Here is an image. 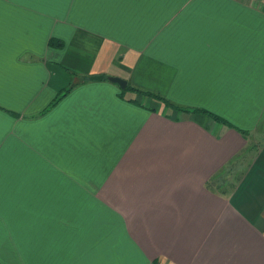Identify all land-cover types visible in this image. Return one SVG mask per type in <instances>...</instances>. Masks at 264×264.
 Wrapping results in <instances>:
<instances>
[{"label": "crops", "instance_id": "crops-1", "mask_svg": "<svg viewBox=\"0 0 264 264\" xmlns=\"http://www.w3.org/2000/svg\"><path fill=\"white\" fill-rule=\"evenodd\" d=\"M0 264H264V0H0Z\"/></svg>", "mask_w": 264, "mask_h": 264}, {"label": "water", "instance_id": "water-1", "mask_svg": "<svg viewBox=\"0 0 264 264\" xmlns=\"http://www.w3.org/2000/svg\"><path fill=\"white\" fill-rule=\"evenodd\" d=\"M89 80H101L102 76H90ZM110 82L117 84L122 90L126 88V82L120 78L111 77L109 78Z\"/></svg>", "mask_w": 264, "mask_h": 264}, {"label": "trees", "instance_id": "trees-1", "mask_svg": "<svg viewBox=\"0 0 264 264\" xmlns=\"http://www.w3.org/2000/svg\"><path fill=\"white\" fill-rule=\"evenodd\" d=\"M128 86L125 88V90H128ZM146 95H149V94H146ZM184 112H189V110H183ZM200 110H193V112H199ZM203 113H206L205 111H201ZM214 119L218 120V121H221V122H224V120H222L221 118L217 117V116H212Z\"/></svg>", "mask_w": 264, "mask_h": 264}]
</instances>
